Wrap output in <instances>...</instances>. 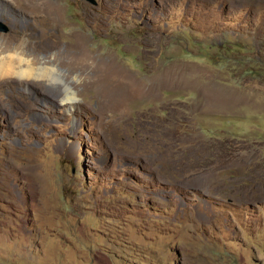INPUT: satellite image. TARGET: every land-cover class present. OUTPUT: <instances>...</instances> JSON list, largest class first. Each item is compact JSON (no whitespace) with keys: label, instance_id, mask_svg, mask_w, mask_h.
<instances>
[{"label":"rangeland","instance_id":"1","mask_svg":"<svg viewBox=\"0 0 264 264\" xmlns=\"http://www.w3.org/2000/svg\"><path fill=\"white\" fill-rule=\"evenodd\" d=\"M57 1L34 41L157 92L123 113L90 71L0 83V264H264V0Z\"/></svg>","mask_w":264,"mask_h":264},{"label":"bare ground","instance_id":"2","mask_svg":"<svg viewBox=\"0 0 264 264\" xmlns=\"http://www.w3.org/2000/svg\"><path fill=\"white\" fill-rule=\"evenodd\" d=\"M57 2V0H0V19H5L10 26V31L4 36L5 39H0V83L8 84L15 81L30 84L33 75L41 71L52 80L59 76L66 66L71 74L90 71L78 85L95 89L102 100V107H106L107 110L128 113L131 101H136L139 97L154 96L157 92L156 86L154 90L149 84L144 87L142 82L139 83L127 70L119 68L113 59L90 61V57L81 49L80 41L70 45L68 51L62 50L63 44L59 38L46 43L34 41L38 35V39L47 35L37 30L33 22L27 19L29 12H41L45 21L53 23L54 26L59 25L62 21L61 15L59 16L61 8ZM22 35L28 36L31 40L28 46L21 42ZM42 51L45 54H41ZM50 54L55 55L52 57ZM15 76H19L20 79L15 80ZM76 98V94L68 93L62 101H73Z\"/></svg>","mask_w":264,"mask_h":264}]
</instances>
